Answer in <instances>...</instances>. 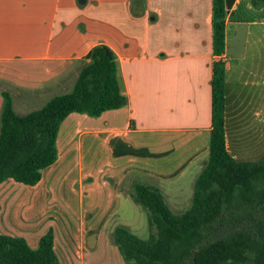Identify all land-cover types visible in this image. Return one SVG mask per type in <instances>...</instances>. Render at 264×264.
<instances>
[{
    "label": "crops",
    "instance_id": "crops-1",
    "mask_svg": "<svg viewBox=\"0 0 264 264\" xmlns=\"http://www.w3.org/2000/svg\"><path fill=\"white\" fill-rule=\"evenodd\" d=\"M225 8L226 148L238 161L257 160L264 156V3L225 0ZM97 43L116 55L126 104L98 116L69 113L39 181L0 183V233L35 248L52 228L61 264L62 251L71 264H86L83 235L120 225L123 188L136 180L158 186L174 207L187 202L209 155L212 0H0V109L2 91L26 113L69 80L72 87L80 59ZM93 177L105 187L102 209L81 216L75 233L68 203L81 204Z\"/></svg>",
    "mask_w": 264,
    "mask_h": 264
},
{
    "label": "trees",
    "instance_id": "trees-1",
    "mask_svg": "<svg viewBox=\"0 0 264 264\" xmlns=\"http://www.w3.org/2000/svg\"><path fill=\"white\" fill-rule=\"evenodd\" d=\"M225 16V0H212V127L208 159L195 178L191 203L176 213L158 186L134 181L131 197L147 210L149 234L141 238L124 225L114 227L112 242L126 264H264V156L238 161L226 148V63L220 58ZM115 60L108 45H93L80 59L70 90L26 113L16 112L10 94L2 91L0 183L39 181L42 168L56 159L58 130L69 113L98 116L126 104ZM0 264H61L53 229L35 248L22 236L0 233Z\"/></svg>",
    "mask_w": 264,
    "mask_h": 264
},
{
    "label": "rangeland",
    "instance_id": "rangeland-1",
    "mask_svg": "<svg viewBox=\"0 0 264 264\" xmlns=\"http://www.w3.org/2000/svg\"><path fill=\"white\" fill-rule=\"evenodd\" d=\"M73 75H74V73H73ZM240 78L243 79L244 78L243 75ZM229 84H230V81H229ZM69 86H70V80L67 82L65 88L60 87L53 94H51V93L54 91H50L44 95L43 99L46 96H48L49 94H51V95L46 97V99L50 98L54 94L66 92V91L70 90L71 86H70V88H69ZM236 87L238 88L237 79H236ZM67 88H69V89H67ZM34 102H36V103L31 104L32 106H34V107H32V109L40 106V104H41L40 102H42V101H34ZM37 103H40V104L38 105ZM256 105L259 106L257 103H256ZM22 106H23V104L21 103V101H13V107L17 112H20V111L25 112V110L27 111V109L29 108V107H22ZM93 173L97 174V171L94 170ZM99 179H100L99 177L97 180H96V177H93V179H90L91 186L93 185L92 187H94V190L91 191V193L89 190H88V193H86V192L84 193L85 194L84 200L81 202V204L79 202L76 204L75 203L74 204L68 203L70 206L71 205L73 206L72 207L73 209L71 212L69 210H67V214H68V220L70 221L69 224H71V229L75 233H78L79 221H80L81 216H84L82 218L85 221H87V218H88V216L86 215L87 213H92V214L96 215L97 217H99L100 211L102 209V208L98 207V205L100 203L99 200L105 194V192L103 190L105 187L103 188L102 186H95ZM100 180H102V179H100ZM85 182H87V184H88L89 180H85ZM123 190H125V191L127 190V193L129 195H131V192H132L131 187H128V188L124 187ZM89 194H90L91 198H89ZM129 195L125 194V196L123 197V199L120 202V204H121L120 210L118 211V214L116 217L117 224L126 226L130 231H132L134 234L138 235L141 238H146L149 234L147 210L145 208H143L140 204L135 202ZM191 198H192V196H191ZM191 198L187 202L182 201L183 203H180L177 207H174L173 205H171V203L167 202V200H166V202L174 212L180 213L189 207V205L191 203ZM88 206H93V207L97 206V207L96 208L91 207L88 209L87 208ZM87 211H90V212H87ZM96 219L99 220L100 218H96ZM84 228H85V230H87L88 224H85ZM93 229L94 228H92V231H93ZM223 231H225V230H221V232H223ZM218 233L220 234V232H216V235ZM83 237H84L85 242H86V239L87 240L89 239V244H90L89 245L87 243H84L85 244V251L84 252L86 253V264H126L123 258H122L123 260L122 259L120 260L119 254H118L119 252L117 250H115V248H112V246H113L112 244H114L112 242V233H109V234L104 233L101 236H96L95 234L90 233L87 235H83ZM64 253L65 252H63V251H62V253H60V256H61L63 263L64 264H71L69 261H67V258L63 256Z\"/></svg>",
    "mask_w": 264,
    "mask_h": 264
}]
</instances>
